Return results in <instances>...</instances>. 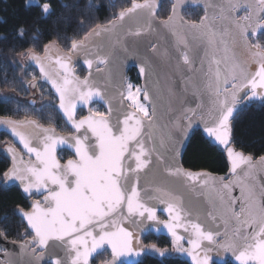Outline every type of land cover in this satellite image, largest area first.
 Masks as SVG:
<instances>
[{"label":"snow or ice","instance_id":"6c2138e0","mask_svg":"<svg viewBox=\"0 0 264 264\" xmlns=\"http://www.w3.org/2000/svg\"><path fill=\"white\" fill-rule=\"evenodd\" d=\"M170 3L157 24L156 0H131L107 23H92L68 41L50 70L48 53L60 38L43 45V56L36 45L47 34L41 21L56 14L55 0H23L35 21L17 23L12 34L32 37L22 55L51 85L54 110L69 132L57 135L38 120L0 118L22 146L6 149L11 163L0 169V192L12 184L30 201L16 209L31 238L20 245L31 255L23 264H90L108 249L111 259L103 264H143L139 258L149 253L165 258L167 249L141 240L160 225L172 237V251L192 264H213V254L264 264V155L257 165L237 140L242 114L264 109V0ZM189 6L202 9L198 20L185 18ZM160 28L174 40L161 46L152 38ZM8 38L0 34V41ZM80 53L89 70L84 78L72 64ZM129 59L143 86L129 77ZM78 108L87 114L78 116ZM197 130L210 147L222 146L227 177L181 166L182 149ZM155 202L166 206V220L158 219Z\"/></svg>","mask_w":264,"mask_h":264},{"label":"trees","instance_id":"16d2710c","mask_svg":"<svg viewBox=\"0 0 264 264\" xmlns=\"http://www.w3.org/2000/svg\"><path fill=\"white\" fill-rule=\"evenodd\" d=\"M129 3V5L121 6L118 12L122 8L129 7L131 5L130 0ZM159 3L158 18L166 19L171 6L170 0L165 2L159 0ZM22 4L23 0H5L4 3H0V34H8L9 36L7 40L0 41V98H2L1 94L4 91L13 89L11 85L26 89L20 76L22 72H27L33 79L39 80L40 78L36 69L31 65L24 67L19 61V56L33 45L32 37L25 36L23 39H18L11 31L21 21L27 20L29 23L35 21V18L23 9ZM119 4L110 0H55L56 14L41 21V31L47 34L40 37L39 44L36 45L38 51L42 52L43 45L57 39V37L60 38L59 47L66 51L64 42L68 46V41L88 31L89 25L94 19H97L99 24H104V21L113 15V9H117ZM97 5H103L104 10L97 11ZM14 13H18V17ZM184 13L188 20H198L203 14L200 7H188ZM81 20L84 21L83 27L80 26ZM130 69L128 75L132 82L139 83L141 86V80L138 79L135 68L131 67ZM77 74L81 77L87 74L82 63L77 66ZM37 85L40 86L44 95L53 100V103L37 108L32 101L21 102L2 98L0 117L17 121L38 120L41 125L53 127L57 132L68 135V126L60 113L54 110L57 102L52 91L43 83ZM94 107L101 106L96 104ZM101 110L104 109L101 107ZM81 114L86 115L84 110L78 112V116ZM238 127L237 140L240 150L246 154H251L255 159L264 155V109L258 105L248 109L242 114ZM7 140L11 139L6 134L0 133V169L10 166L11 163L5 149L1 148V145ZM182 164L184 168L191 171H206L218 176H228V161L225 152L217 146L210 147L199 135L198 130L197 134L187 144ZM8 189L10 190L0 192V200L3 201L0 203V231L6 232V240L22 244L30 237H26L24 222L16 214V209L26 207L30 201L25 200L15 186ZM143 242L145 244L156 243L160 248H171V239L166 237L149 235ZM95 261L94 259L91 264H95ZM161 261L163 264H189L180 257L159 259L153 256H145L142 259L143 264H161ZM223 264L234 263L229 260Z\"/></svg>","mask_w":264,"mask_h":264},{"label":"water","instance_id":"95a60500","mask_svg":"<svg viewBox=\"0 0 264 264\" xmlns=\"http://www.w3.org/2000/svg\"><path fill=\"white\" fill-rule=\"evenodd\" d=\"M138 2H143V1H138ZM156 3L158 4V9H157V15L156 17L154 18V22L159 24L161 21H163L164 19H159L158 18V11L160 9V3H159V0H156ZM189 7H192V6H189ZM193 8H196V7H193ZM154 40H156L161 46H164L166 44L167 41L169 40H174V38L167 33V30L164 29V28H160L158 33L155 34L153 37H152ZM91 39H95L97 41H101L102 38L101 37H94V38H91ZM126 40H131L132 38L131 37H125ZM66 51L62 50L60 47L58 48H53L49 53H48V61H46L45 63V66L48 67L50 70H52V60L54 57L58 56V55H63ZM41 56L44 55L43 54H40ZM29 62H30V65L36 69L38 71V73L40 74L39 72V66L36 64L35 61L31 60V58L29 57ZM82 63L85 67V69L87 70V74L84 76H88V73H89V70L87 69V66L84 64L83 62V54L80 53V54H77V56H74L73 59H72V64L75 66V74L77 76H79L77 74V66ZM131 67H134V61L132 59H129L128 62H127V68L130 69ZM221 67H224L223 64H221ZM80 78H84V77H81L79 76ZM38 83H43L45 84L47 87H49V89L52 91L54 97L56 98V94L54 92L53 89H51V85L49 83H46L44 78L40 75V78L39 80H35L32 82L31 84V89H34L35 87H33V85H37ZM141 86H143V80H141ZM57 99V98H56ZM80 110H84L85 113L87 114V109L86 108H78V112ZM78 114V113H77ZM171 115V113H170ZM62 117V116H61ZM0 118H4V117H0ZM11 119V118H10ZM63 119V118H62ZM14 120V119H12ZM32 120V119H31ZM64 120V119H63ZM17 121V120H16ZM65 122V120H64ZM45 127V126H44ZM53 128V127H52ZM0 133H4L6 134L12 141V145H9V144H5V152H6V149L7 147H16L18 149V152L20 151V149L22 148V146H20L16 141H15V138H13L10 134H9V130L6 128V126L0 124ZM56 134L57 135H63L59 132L56 131ZM188 144V143H187ZM187 144L184 146V148L182 149V156L180 158V162H181V166H183L182 164V161H183V157H184V154H185V151H186V148H187ZM219 148L222 149V146H217ZM226 155V153H225ZM8 156V155H7ZM9 157V156H8ZM10 158V157H9ZM227 158V157H226ZM24 160L27 161L28 160V157L27 155L24 156ZM256 163L257 165H259V158H256ZM191 171V170H190ZM193 172H206V171H193ZM209 173V172H207ZM212 177H215V178H219V177H226V176H218V175H215V174H212L210 173ZM259 183V181H258ZM15 185H12V184H9L7 187L10 188V187H13ZM151 191V189H150ZM234 195H238L239 194V189L237 188L235 190V192L233 193ZM200 199H203V197H201ZM155 207L157 209V217L158 219L160 220H166L168 218V214H167V211L165 210V205L164 204H161L159 202H155ZM204 207H208L207 204L204 205ZM151 223V222H150ZM160 230L159 231H150V232H145L144 234L141 235V240L143 242V240L148 237L149 235H154L156 237H166V238H169L172 240V237L171 235L168 233L167 229L163 227V225H160ZM178 232H180L181 234L185 235V237H187V233H183V230L182 229H178ZM144 243V242H143ZM182 243L184 244V247H189V245L187 244V241H182ZM20 245L21 243H15V242H10L8 240H6L5 238H0V264H4L5 261H11V260H18L20 261V264H23V261L25 260H28L31 258V255H30V252L28 251H23L21 250L20 248ZM5 250H7V255L5 253ZM107 251L110 252V249H108ZM169 252V255H167L165 258H171V257H180L182 258L183 260H185L187 263L189 264H192V261H191V258L186 256V255H183V254H180V253H176L174 251ZM103 253V252H102ZM145 256H153V257H157L159 259H163L161 257H159L157 254L155 253H149L148 255H145ZM145 256H142L140 257L139 259L142 260ZM97 256L94 257V259L96 258ZM93 259V260H94ZM135 259V258H133ZM92 260V261H93ZM221 261L222 264L225 263L226 261H232L234 264H236L234 258L228 254L227 256L225 257H216L215 254H213V264H217V261ZM90 261V264L91 262ZM100 264H103V263H100Z\"/></svg>","mask_w":264,"mask_h":264},{"label":"rangeland","instance_id":"374dc122","mask_svg":"<svg viewBox=\"0 0 264 264\" xmlns=\"http://www.w3.org/2000/svg\"><path fill=\"white\" fill-rule=\"evenodd\" d=\"M111 2H118L120 3L119 6L117 7V9H113V12L116 13L118 12L119 8L121 6H126L129 5V0H110ZM165 2L166 0H160ZM131 2V0H130ZM116 10V11H115ZM113 13V14H114ZM111 17V16H110ZM108 19L106 21H104V23H107ZM92 23H99V21L97 19H94L90 25ZM64 49H67V45L64 42ZM40 54H43L44 52H39ZM19 61L20 63L24 66V67H28L30 65L29 62V57L24 56V55H20L19 56ZM21 76V80L23 82L24 87H26V89H22L19 86L18 87H14L13 85H11L13 89L10 90H6L1 94V97L6 99V100H17V101H21V102H28V101H32L35 103V107L39 108L42 107L44 105H49L51 103H53V100L50 99L49 96H46L42 93V90L40 88V86L35 87L34 89H31V84L33 81L37 80V79H33L32 77L29 76V74L27 72H22ZM15 85V84H14ZM56 99V98H55ZM57 102V99H56ZM5 144H9L12 145V141L11 140H7L6 142H4L1 145L2 149H5ZM31 238H29L28 240H30ZM111 259V254L110 252H104L100 255H98L95 258V264H100L103 263L104 261H108Z\"/></svg>","mask_w":264,"mask_h":264},{"label":"flooded vegetation","instance_id":"af4514ba","mask_svg":"<svg viewBox=\"0 0 264 264\" xmlns=\"http://www.w3.org/2000/svg\"><path fill=\"white\" fill-rule=\"evenodd\" d=\"M186 8H188V7H186ZM186 8H185V9H186ZM191 8H193V7H191ZM196 8H197V7H196ZM185 9H184V10H185ZM167 250H169L170 252H172V249H171V248H169V249L167 248Z\"/></svg>","mask_w":264,"mask_h":264}]
</instances>
